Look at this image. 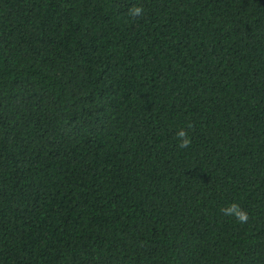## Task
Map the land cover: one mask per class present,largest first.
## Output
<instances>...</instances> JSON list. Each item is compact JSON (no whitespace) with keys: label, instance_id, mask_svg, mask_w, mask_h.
Returning <instances> with one entry per match:
<instances>
[{"label":"trees","instance_id":"16d2710c","mask_svg":"<svg viewBox=\"0 0 264 264\" xmlns=\"http://www.w3.org/2000/svg\"><path fill=\"white\" fill-rule=\"evenodd\" d=\"M0 264H264V0H0Z\"/></svg>","mask_w":264,"mask_h":264},{"label":"clouds","instance_id":"9594fccd","mask_svg":"<svg viewBox=\"0 0 264 264\" xmlns=\"http://www.w3.org/2000/svg\"><path fill=\"white\" fill-rule=\"evenodd\" d=\"M143 7L142 6H134L129 10V14L132 16H140L143 14ZM176 137L178 140V148L179 149H185L191 146L192 139L188 135V132L186 129H180L176 133ZM222 213L226 216L234 217L238 222L240 223H246L249 220V214L248 212L242 208V206L237 203L233 202L229 204L227 207L223 208Z\"/></svg>","mask_w":264,"mask_h":264}]
</instances>
